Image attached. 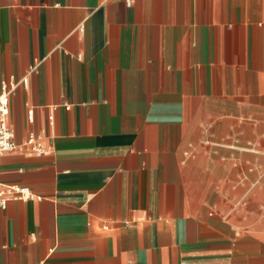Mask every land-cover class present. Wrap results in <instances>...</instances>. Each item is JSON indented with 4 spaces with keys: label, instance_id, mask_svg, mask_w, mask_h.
<instances>
[{
    "label": "crops",
    "instance_id": "0c3cea01",
    "mask_svg": "<svg viewBox=\"0 0 264 264\" xmlns=\"http://www.w3.org/2000/svg\"><path fill=\"white\" fill-rule=\"evenodd\" d=\"M2 83L0 264H264V0H0Z\"/></svg>",
    "mask_w": 264,
    "mask_h": 264
},
{
    "label": "built area",
    "instance_id": "2783aa9c",
    "mask_svg": "<svg viewBox=\"0 0 264 264\" xmlns=\"http://www.w3.org/2000/svg\"><path fill=\"white\" fill-rule=\"evenodd\" d=\"M22 83L25 85L27 82L24 79ZM10 88V89H9ZM13 86H8L5 83L1 85L0 93V154L11 152L17 149V145L14 141V135L11 129L7 125V116L9 112L8 102L9 93ZM36 138L30 135L25 142L27 146H33ZM35 151H39L37 147L33 148ZM33 198V194L26 188H18L5 186L0 184V212L4 211L7 204L10 201H27ZM127 225V223H126Z\"/></svg>",
    "mask_w": 264,
    "mask_h": 264
}]
</instances>
